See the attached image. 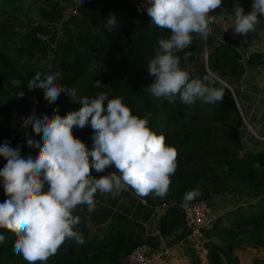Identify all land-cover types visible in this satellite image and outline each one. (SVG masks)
Returning <instances> with one entry per match:
<instances>
[{
  "label": "trees",
  "instance_id": "trees-1",
  "mask_svg": "<svg viewBox=\"0 0 264 264\" xmlns=\"http://www.w3.org/2000/svg\"><path fill=\"white\" fill-rule=\"evenodd\" d=\"M26 1L0 0V3L21 7ZM32 1L47 4L53 0ZM72 2L79 5L78 12L62 23L61 34L52 36V45L38 37L40 34H49L48 28L42 23L25 28L19 22L12 23L4 19L0 21V143L7 141L12 147L20 145L21 155L29 152L36 154L37 150L29 149L25 139L30 136L34 140H40V136L32 134L31 127L25 121L29 116L32 100L38 104V116L51 114L55 108L63 117L70 111L79 110L81 105L78 102L85 96L92 98L103 92L107 93L110 99L123 97V102L131 109L133 115L147 117L150 129L158 135L163 134L166 144L177 150L176 172L170 177L171 184L164 198L153 194L140 197L133 189L128 188L149 207L159 206L163 202L170 206L159 218L158 230L161 237L172 235L183 224L180 206L186 191L200 192V189L204 188L198 197L188 203L208 202L211 195L220 191L230 192V188L208 189L205 185L226 184L224 180L232 176L245 183L264 184V175L255 176L247 172L249 164L246 159L242 160L245 156L239 160L236 155L234 159L233 153H238L239 149L232 129L240 121L239 117H234L233 113L224 107L222 100L212 104L215 108L212 118L225 124L228 141L217 145L212 138V127L180 131L184 118L191 122L196 121L194 115L186 114V110L191 106L183 104L177 96L173 102L153 98L137 86L144 73H147V64L154 55V47L158 46V39L168 35L166 29L154 24L149 27L143 21H150L147 15L138 12L137 8L134 10L135 5L127 0H101L99 3L97 0H84L83 4L79 0H57L56 6ZM37 13L43 19L55 15L60 20L62 15L58 8L50 12L46 11L45 7H38ZM111 18H114V24L117 22L118 25H110L108 20ZM112 29L115 31L113 37L110 34ZM99 35L105 40L109 39L108 48L99 39ZM135 35L137 40L130 44L129 54L122 63L123 47H127ZM220 51L222 49L208 57V68L210 72L222 77L225 73L218 71V63L222 62L218 60ZM193 53V42L183 52L177 53L181 57V65L185 64L186 54L187 63L192 65ZM39 56L49 60L40 64ZM102 68H105L107 73L99 77ZM38 73L42 74L41 78L55 74L57 85L66 91L60 94L55 104L47 103L40 89L27 87L28 82ZM206 74L208 73H204ZM73 135L82 140L89 150L92 149L93 130L90 125L82 130L74 128ZM231 157L233 158L230 159ZM263 157L264 154L258 156ZM250 158L255 161L256 157ZM5 163L6 161L0 158V168ZM223 167L227 169L223 170ZM108 171L114 169H107L105 173L92 170L91 174L99 178ZM5 199L3 188L0 187V203ZM74 215L80 218L76 228L82 234L84 243L66 240L46 264H122L138 245H153L158 242V238L144 237L118 220L92 231L87 218L80 211L77 210ZM227 216L239 218L240 221L234 229L211 228L204 232L205 238H215L220 242L209 241L205 244L209 264H236L232 257L235 249L241 246L264 247V212L255 217H246L245 213H229ZM0 233L5 237L0 243V264H27L21 255L12 250L15 234L7 230H0ZM36 264L41 262L37 261ZM256 264H264V261Z\"/></svg>",
  "mask_w": 264,
  "mask_h": 264
},
{
  "label": "clouds",
  "instance_id": "clouds-1",
  "mask_svg": "<svg viewBox=\"0 0 264 264\" xmlns=\"http://www.w3.org/2000/svg\"><path fill=\"white\" fill-rule=\"evenodd\" d=\"M221 5L222 0H142L137 11L145 12L152 24L169 33L158 39L147 64L153 80L145 90L151 97L173 102L179 96L189 107L197 100L207 104L222 100L223 88L215 86L219 77L215 73L194 77L188 54L181 67L177 53L192 44L194 34L207 37L210 25L223 23L225 18L234 34L245 38L255 34L257 39L251 43L243 41L250 51H264V0H253L246 14L235 0L232 14L210 15ZM108 22L114 24V18ZM41 76L38 73L27 87L40 89L43 99L55 104L66 91L57 85L55 74ZM78 103L79 110L63 117L55 108L42 116L33 109L25 121L40 140L25 139L29 149L37 150L35 155H21L20 145L0 143V158L6 161L0 168V187L6 196L0 203V230L15 234L12 250L27 264H46L66 240L83 244L76 228L80 218L74 212L86 207L93 213L98 193L115 198L130 187L140 197L153 194L164 198L176 172L175 147L166 144L163 134L150 129L147 117L133 115L123 97L110 99L102 92L92 98L85 96ZM89 125L93 130L91 150L73 135L74 128L82 130ZM107 169L114 171L99 178L91 174L92 170L105 173ZM199 195L198 190L186 191L182 206ZM4 238L0 233V243Z\"/></svg>",
  "mask_w": 264,
  "mask_h": 264
},
{
  "label": "crops",
  "instance_id": "crops-1",
  "mask_svg": "<svg viewBox=\"0 0 264 264\" xmlns=\"http://www.w3.org/2000/svg\"><path fill=\"white\" fill-rule=\"evenodd\" d=\"M252 2L253 0H239L245 14L251 11ZM234 3L235 0H222L221 8L210 15H219L221 12L230 15ZM210 28L211 32L207 37L198 36V49L194 46L196 56L193 53L192 75L201 71L195 63L196 59L205 64L207 72H210L208 57L222 49L218 57L222 61L218 63V71L224 72L225 76L217 75L221 80L216 82L218 87L223 88L224 107L234 117H239L240 122L232 129V135L238 143L237 158L240 160L247 156L248 158L244 157L242 160H247L248 171L255 176L264 175V157L258 158L264 154V51H250L243 41L247 39L251 43L257 39L255 34L250 33L246 38L234 34L227 18L223 23L211 24ZM251 156L256 157L255 161L251 160ZM96 201V210L93 213H88L86 207L83 210L77 209L87 218L92 231L112 221H121L144 237L158 238L157 243L146 244L167 264H209L208 255L203 253L204 250L208 252L205 244L209 241L220 243L215 238L204 237L199 240L184 223L172 235L161 237L158 222L165 213L147 206L128 190L122 191L115 198L98 193ZM208 203L209 206L212 205L214 217L212 228L234 229L240 220L237 217H228L229 213H245L246 217H255L264 212V184L246 182L242 188L211 195ZM232 257L236 264L260 263L264 261V247L241 246L233 251Z\"/></svg>",
  "mask_w": 264,
  "mask_h": 264
},
{
  "label": "rangeland",
  "instance_id": "rangeland-1",
  "mask_svg": "<svg viewBox=\"0 0 264 264\" xmlns=\"http://www.w3.org/2000/svg\"><path fill=\"white\" fill-rule=\"evenodd\" d=\"M97 2L99 3V2H101V0H97ZM56 5H57V0H53L47 4H43L41 2L35 3L32 0H27L26 2H24V4L21 7H19V6L17 7L16 4L3 5L0 3V21L4 19L7 21H11L12 23L19 22L20 24L24 25L25 28L33 27V26H36L38 23H42L45 25V27L48 28L49 34L48 35L40 34L38 37L42 38L43 40L48 41V43H50L52 45V41H53L52 36L53 35L59 36L61 34L60 27H61L62 23L67 21L69 19L70 15L74 16L73 12L74 11L78 12V9H79V5H77L73 2L70 4L62 3V5H60L59 7H57ZM38 7H45V10L50 11V12H52L53 9L58 8V10H60L62 12L60 20H59V18L55 17V15H54V17L49 16V18H47V19L41 18L37 13ZM133 9L135 10L136 7L134 6ZM143 21L145 23H147L149 27H150V25H152V23L150 21H145V20H143ZM115 25H118V23L115 22L114 25L112 24V26H115ZM25 28L23 27V29H25ZM110 34L113 37V35L115 34V31H113V29H112ZM168 35H169V33H168ZM168 35H166V37ZM99 39H101L103 41V44L106 46V48H108L109 39L105 40L102 35H99ZM136 40H137V36L135 35L134 38L132 39V41L129 42L127 47H123L124 53L122 54V58L124 60L121 61L122 63H124L126 61L127 54H129V50L131 48L130 44H133V42ZM198 41H199L198 36H196L194 34L193 43H194V46L196 47V49H198L197 45L200 43ZM194 55L196 56V52L194 53ZM38 59H40V64L46 63L49 60V58H46V57L44 58L43 56H39ZM195 63L198 65V69H200L201 71H198L199 73L197 71L194 72L193 76L194 77H201V75L204 76V73H207L206 67H204L205 64H203L198 59H196ZM181 67H183V65H181ZM204 70H205V72H204ZM106 73H107V70L105 68H102L100 73H99V77L105 75ZM152 80H153V78L151 76H149L148 73H144L143 79L141 80V82H139L137 84V86L140 87L142 89V91L147 92L145 90V88L152 83ZM219 80H221V79L219 78ZM217 85L218 84L216 82V87H218ZM147 98H149V96ZM177 99H179V96H177ZM33 109H35V113L38 116V113H39L38 109L39 108H38V104L36 103L35 100L31 101V108L29 111V115L33 112ZM214 110H215V108L212 104L203 103V102L197 100L190 107V109L186 110V114L194 115L196 117V121L191 122L188 118H184V122L180 126V131L182 132L184 130V132H187V131H189L191 129H195V128H198L199 130H201L205 127H212L213 128L212 138L215 140V143L217 145H221V143L227 142L228 139L226 136V131L224 129L225 124H221V123H219V121H216L215 119L212 118V115L214 114ZM236 155H238L237 152L233 153L234 159H235ZM233 157H231L230 159H232ZM223 168H224L223 170L227 169L225 167H223ZM247 172H249V171H247ZM233 177L234 176L224 180V183H226V184L218 183L215 185L209 184V185H205V186L208 189H214V188L229 189L230 188L231 190L232 189L236 190L238 188H242L243 185L246 184L245 182L239 181L236 178L234 179ZM200 183L202 184V182H200ZM202 189H204V188H201L200 192H203ZM127 190L130 192L129 189H127ZM134 196L142 201V199H140L136 195H134ZM163 205H166V206L163 207ZM169 207L170 206L168 204H165L163 202V204H160L159 206H156L154 208H157L158 212L166 213ZM209 208H210V211L212 213V209H211L212 205L211 204H210Z\"/></svg>",
  "mask_w": 264,
  "mask_h": 264
},
{
  "label": "built area",
  "instance_id": "built-area-1",
  "mask_svg": "<svg viewBox=\"0 0 264 264\" xmlns=\"http://www.w3.org/2000/svg\"><path fill=\"white\" fill-rule=\"evenodd\" d=\"M129 3L138 8L142 0H129ZM145 13V12H142ZM76 15V11L73 12ZM146 14V13H145ZM210 74V72H207ZM218 81V80H216ZM183 205V204H182ZM180 206L185 226L191 228V234L199 240L204 238V231L209 230L214 225V217L209 208V203L204 201L188 203L187 206ZM166 205H163L165 207ZM207 254L206 250L203 251ZM122 264H167L151 248L142 243L138 245L124 260Z\"/></svg>",
  "mask_w": 264,
  "mask_h": 264
}]
</instances>
